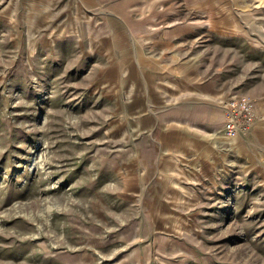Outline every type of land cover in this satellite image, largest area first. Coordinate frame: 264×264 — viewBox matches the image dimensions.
<instances>
[{
    "label": "rangeland",
    "instance_id": "374dc122",
    "mask_svg": "<svg viewBox=\"0 0 264 264\" xmlns=\"http://www.w3.org/2000/svg\"><path fill=\"white\" fill-rule=\"evenodd\" d=\"M0 264H264V0H0Z\"/></svg>",
    "mask_w": 264,
    "mask_h": 264
},
{
    "label": "built area",
    "instance_id": "2783aa9c",
    "mask_svg": "<svg viewBox=\"0 0 264 264\" xmlns=\"http://www.w3.org/2000/svg\"><path fill=\"white\" fill-rule=\"evenodd\" d=\"M222 116L225 136H239L249 131L257 119L256 101L247 94H230L225 99Z\"/></svg>",
    "mask_w": 264,
    "mask_h": 264
}]
</instances>
